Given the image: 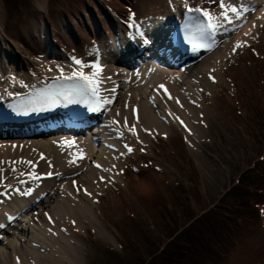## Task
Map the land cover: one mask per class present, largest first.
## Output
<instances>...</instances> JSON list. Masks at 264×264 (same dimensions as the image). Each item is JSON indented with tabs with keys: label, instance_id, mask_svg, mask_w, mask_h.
Segmentation results:
<instances>
[{
	"label": "bare ground",
	"instance_id": "6f19581e",
	"mask_svg": "<svg viewBox=\"0 0 264 264\" xmlns=\"http://www.w3.org/2000/svg\"><path fill=\"white\" fill-rule=\"evenodd\" d=\"M143 2L144 15L150 17V20L156 15L155 19L158 20L156 23L159 32L155 33L154 43L158 45V48L156 51L155 46L150 48L154 51L155 58L159 60L165 59L164 54H162L163 48H169L171 45L169 40V42L165 40L166 28L161 27L165 22H169L170 25L174 22H180L182 19L180 13L186 11L187 6L192 9L190 14H195L197 17L202 13L197 11L199 8L202 11L203 8L206 9L212 17L217 15V18L213 17V24L217 25L215 32L211 34L214 40L225 37L223 35L225 33L232 32L226 36L227 39L224 41L222 48L224 55L231 48L236 47L237 52L249 48V43L243 42V40H247L245 35L258 22L263 24L260 32L264 33V0H143ZM105 3H108L107 0L104 2L91 0L88 5L81 6V9H78L75 14H62L64 18H61L58 28L49 22L46 24L43 21L39 22L34 33L30 34L31 38L26 37L22 40L23 45L11 42L6 36L3 37L2 52H0V104L4 101L8 104L5 105L6 109L0 110V198L5 195L11 200L19 201L21 196L29 199V202L27 205L18 208H11V205L3 203L4 206L0 208V219L3 218V222H8L15 214V216L18 214L22 218V220L15 219L13 220L14 223L8 224L10 227H18V232H11L16 240H20L18 244L14 240H9L7 236L1 237L7 241L6 248H0V264H91L90 244L97 242L107 244L112 238V235H108L111 234V231L102 213L104 205L107 204L104 197L109 196L108 198H110L108 189L112 190L111 193L113 194L111 195L118 202L122 203L124 199L123 193L122 196L118 195L124 190L122 177L121 183L112 182L110 188H107V185L103 183V177L113 180L108 174L112 170L110 167L116 166L118 168L113 161L103 158V152H107L106 146L114 150L117 148L123 154V146L132 149V144L137 143L140 147H145L146 142H150L159 133L166 131L169 139L176 138V134H174L176 132H180L181 136L188 137L189 142H185L187 144L184 145V148L190 149L194 143L196 145L195 132L192 126L198 120L199 115L201 116V113L206 116L200 120L205 124L204 128L209 132L214 129L210 122L209 109L217 106L216 97L219 92L215 88L220 87L225 79L229 81L227 82L229 91L226 93L228 100L230 103H236L238 94L235 93L232 81H230L231 74L229 70L223 69L220 56H216V58L204 57L196 62L195 67L181 70V73L183 71L181 77H185L187 81L192 80L193 74H198L199 77H208L212 83H208L206 91H201L200 95L203 99L212 100L213 104L208 105L200 113H196L193 108L188 107L191 102L188 94L182 93V97H179L172 91L169 93L164 91L162 82L174 79L176 71L164 70L167 72L166 74L157 76L156 72H152L150 76H145L144 70L143 72L140 70V76L134 78V82H132L129 81L128 74L124 72L122 73L127 75L126 77L117 78L122 75L120 71H124L120 68L122 66L113 69L104 66L102 72H92L95 76L91 77L99 81L98 92L103 95L101 97L102 105L104 103V108H108L110 114L105 116L101 122L96 116L86 119L87 121L84 122L86 125L94 121L97 123L86 133L83 132L84 136L91 132L89 139L72 136L70 133L68 135L52 133L58 125L69 123L68 115L57 106L46 111H39L30 118H26V116L22 118L16 115L14 113V109L18 108L14 104L16 99L18 101L25 99L29 102L47 88L48 83L54 78L71 76L76 71L72 70L68 73L67 70L71 69V66L55 57L51 59V57L45 56L46 64L41 66L43 60L36 62L37 55L35 54L36 51L43 50L41 45L44 44L50 49H54L53 46H60L65 42L67 47L63 46V52H60V56L64 53L72 56L74 60H81L85 64L83 59L78 58L80 56L76 57L74 54H70L73 43L79 45L80 49L83 48V54L87 56L90 55L89 51L93 46V41H95L94 46L97 43L105 46L107 42L103 44L101 42L103 38L110 39V45L116 42L112 29L119 30L122 28V30L120 29V37L127 34L134 35L137 32L145 35L152 31L147 28L148 22L143 25L135 20H129L130 23L126 20L133 17V14L129 12L128 5H134L137 8V0H119L108 6L113 10H110ZM221 4L235 6L239 16L232 14L230 7H228L226 14L230 16V21L223 20L221 17L225 11L220 7ZM253 6L256 8L252 11ZM89 8L91 14L94 11H101L109 14L111 19L103 14L95 18L94 14L93 16L89 15ZM127 12L128 16L126 15ZM121 14L131 29L127 26H121L116 17H121ZM195 15H192L193 19H197ZM0 29H2L1 24ZM97 38H101V41H98ZM249 41L250 43L256 42L254 36H251ZM142 46L141 41L132 42L130 50L127 48V53L123 57L130 58L131 55L135 54V50ZM104 51L106 52V50ZM114 51L116 53H112L113 50L109 53L112 57V64L120 62L117 61L120 52L117 55L118 50ZM4 53H7L8 56L3 57ZM11 53L14 59L19 57L17 53L20 54V59L7 62L11 58ZM22 58L26 61H23ZM192 63H195L194 60ZM11 64L13 65L9 66ZM51 64L56 65V68ZM14 66L16 68L13 69ZM23 66L24 69H22ZM55 69L56 74L52 73ZM61 69L63 73L60 71ZM14 70L19 72L16 73ZM79 70H83V68ZM125 72L127 71L125 70ZM219 76L225 79H217V83L213 77L218 78ZM119 80H122L123 83L120 84ZM113 89H115L114 92ZM122 89H126L128 92L124 94ZM151 100L156 103V106L163 107L165 113L166 111L169 113L170 117L165 120L166 124L160 121L161 114L158 116L154 114L153 108H151L153 104L152 106L149 105L152 103L149 102ZM107 101H111V103H107ZM101 139H104L106 144L100 142ZM126 140L129 142L125 143ZM100 143L104 148L95 149V144H98L99 147ZM94 155L97 157L99 165L87 167V160H91ZM126 161L129 160L126 159ZM63 180H67L72 189L87 186L80 193H75L77 196L66 195L59 192V183ZM71 180L75 181L73 185L70 184ZM43 195L46 196L48 205L41 204L43 208L33 210L35 209L33 207L41 202L40 199ZM112 206L109 208L111 209ZM15 209L20 214L15 213ZM23 213H28L27 218L22 217ZM3 222H0V226ZM28 226H32L34 231H31ZM26 234H31V236Z\"/></svg>",
	"mask_w": 264,
	"mask_h": 264
},
{
	"label": "rangeland",
	"instance_id": "374dc122",
	"mask_svg": "<svg viewBox=\"0 0 264 264\" xmlns=\"http://www.w3.org/2000/svg\"><path fill=\"white\" fill-rule=\"evenodd\" d=\"M90 1L0 0V48L3 37L23 45L22 40L31 38L30 34L34 33L39 22L60 25L64 18L62 14H75ZM117 1L107 0L109 5ZM137 4V8L128 5L137 21L149 18L144 15L143 0H137ZM259 24L245 35L247 40L243 42H248L249 48L238 52L236 47L231 48L224 55L222 48L226 38L218 41L215 49L207 55V58L220 56L223 69L231 74L230 81L238 97L236 103H230L226 95L229 81L220 76L213 79H225L224 87L222 84L215 88L219 92L217 106L209 109L214 129L209 132L204 128L205 124L200 120L206 116L201 113L192 126L196 145L185 149L188 137L176 132V138L169 139L165 131L146 142L147 147L136 143L132 144L130 151L123 146V154L117 148L106 146L103 158L113 161L118 168L111 166L108 174L113 180L103 177V183L110 188L112 182L121 183L122 177L124 190L118 195L123 193L124 199L122 203L118 202L108 189L110 198L104 197L107 204L102 213L111 231L108 235L112 238L107 244H90L91 264H264V33L260 32L263 24L258 27ZM251 36L256 42L250 43ZM94 42L87 56L79 45L73 43L70 49V54L80 56L78 58L88 65L83 69L85 74H91L89 65L97 57L104 66L115 68L104 47L99 43L94 46ZM41 46L43 50L35 54L36 62L43 60L42 66L46 64V45ZM63 46L67 47L65 42ZM53 52L50 50V54ZM17 55L20 59V54ZM6 56L4 53L3 57ZM11 58V61L16 59L12 53ZM72 58L69 56L62 61L74 67ZM52 73L56 74V69ZM174 76V79L162 82L164 91H172L179 97L182 93L188 94L191 101L188 107L196 113L213 104L212 100L200 95L201 91H206L208 83L212 84L208 77L193 74L192 80L187 81L179 71ZM123 77L119 75L117 78ZM118 82L123 83L122 80ZM127 92L122 89V93ZM149 102H152L150 106L153 104L154 114H161L160 121L166 124L169 113L152 100ZM98 148H104L102 143L99 147L95 144V149ZM92 158L87 160V167L99 165L97 157ZM74 183V180L70 181V184ZM86 186L72 189L69 182L63 180L59 183V192L77 196L75 193H80ZM3 203L18 208L26 201L8 200L2 196L0 208ZM109 205H113L111 209ZM23 216L27 218L26 213ZM19 220H22L20 216ZM5 222L9 233L4 236L18 244L20 240L11 233L18 232V227L8 225L14 223L13 220ZM28 228L34 231L32 226ZM6 241L0 242V248H6Z\"/></svg>",
	"mask_w": 264,
	"mask_h": 264
},
{
	"label": "snow or ice",
	"instance_id": "6c2138e0",
	"mask_svg": "<svg viewBox=\"0 0 264 264\" xmlns=\"http://www.w3.org/2000/svg\"><path fill=\"white\" fill-rule=\"evenodd\" d=\"M220 7L225 11V14L221 17L223 20L230 21V16L226 14L228 12V7H230L232 14L239 16L238 9L235 6H225L224 4H221ZM189 11H192V9H189ZM197 11H201L202 15L207 18V24L198 26V33L188 37V43L191 44L194 51L198 48L197 41L206 42L211 34L215 32L217 27V25L213 24V17L209 12L199 9ZM74 63L81 67L86 66L79 59L74 60ZM93 67H98V65H93ZM60 71L63 73L62 69ZM54 79L60 81L59 77ZM98 91L99 81L94 80L92 77L85 75L81 71H74L71 76L64 77L63 81L58 84L43 89L33 100L29 101L28 106L17 108L16 112L18 115H27L29 112L46 111L49 108L60 104H81L85 103V101H89L88 106L95 111L96 108L92 107L91 101L97 99L96 94ZM112 91L114 92L115 89ZM107 103H111V101H107ZM129 150L131 151V149Z\"/></svg>",
	"mask_w": 264,
	"mask_h": 264
}]
</instances>
